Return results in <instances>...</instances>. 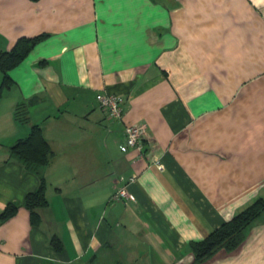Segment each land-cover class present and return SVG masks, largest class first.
<instances>
[{
	"label": "crops",
	"instance_id": "crops-1",
	"mask_svg": "<svg viewBox=\"0 0 264 264\" xmlns=\"http://www.w3.org/2000/svg\"><path fill=\"white\" fill-rule=\"evenodd\" d=\"M38 34L0 95V212L18 204L0 264H194L191 242L264 199V0H0V51ZM98 92L124 97L121 117ZM19 103L51 148L37 173L9 150L30 130ZM128 122L140 149L120 148ZM195 264H264V211Z\"/></svg>",
	"mask_w": 264,
	"mask_h": 264
},
{
	"label": "trees",
	"instance_id": "trees-1",
	"mask_svg": "<svg viewBox=\"0 0 264 264\" xmlns=\"http://www.w3.org/2000/svg\"><path fill=\"white\" fill-rule=\"evenodd\" d=\"M44 34L35 36H20L14 45L8 50L0 51V70L2 78L0 81V95L3 88H7L13 82L8 70L19 63L29 49L40 40ZM15 117L24 122H30L27 107L23 103L15 107ZM10 153L28 169L37 173L38 167L47 164L52 156L50 145L44 137L42 128L38 123L30 122L29 133L24 137L17 138L10 146ZM38 185L35 189L25 194L23 204L29 208L31 221L37 224L40 219L38 208L45 206L48 202L46 196V181L39 176ZM18 204L8 203L0 212V217L5 219L13 215ZM264 211V199L258 197L238 210L230 219L225 220L220 226L210 231L202 239L191 242L194 254L193 263H198L212 255L216 250L224 248L233 250L238 247L245 237L247 226ZM54 249H61V241L55 234L49 238Z\"/></svg>",
	"mask_w": 264,
	"mask_h": 264
},
{
	"label": "built area",
	"instance_id": "built-area-1",
	"mask_svg": "<svg viewBox=\"0 0 264 264\" xmlns=\"http://www.w3.org/2000/svg\"><path fill=\"white\" fill-rule=\"evenodd\" d=\"M96 99L101 107L103 113L109 118H119L123 114L124 97L115 92H98ZM146 135V126L141 122H128L125 125V138L124 143L120 145L122 150L127 147L142 148V139ZM159 168L162 164L159 160H154ZM114 197L123 198L126 200H134L133 194L128 190L126 185L120 186L113 194Z\"/></svg>",
	"mask_w": 264,
	"mask_h": 264
}]
</instances>
